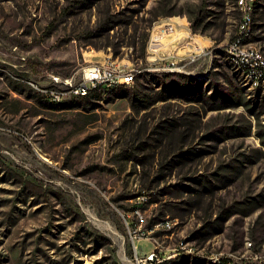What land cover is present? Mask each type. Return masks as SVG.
Listing matches in <instances>:
<instances>
[{"label":"rangeland","instance_id":"1","mask_svg":"<svg viewBox=\"0 0 264 264\" xmlns=\"http://www.w3.org/2000/svg\"><path fill=\"white\" fill-rule=\"evenodd\" d=\"M253 17L264 55V0ZM241 18L235 0H0V264H137L135 245L264 264V87L225 51ZM186 31L211 53L161 70L149 42L186 57ZM106 60L135 83L55 103L17 79L79 84Z\"/></svg>","mask_w":264,"mask_h":264},{"label":"built area","instance_id":"2","mask_svg":"<svg viewBox=\"0 0 264 264\" xmlns=\"http://www.w3.org/2000/svg\"><path fill=\"white\" fill-rule=\"evenodd\" d=\"M253 1L254 0H245V22L240 26V34L236 35V39L229 43L226 48H232L237 51L241 57L247 58L248 61H254V68L250 69L253 70L257 80H259V84H261V87H264V60L260 58L258 53H254L253 48L249 47V39L251 37L248 35L247 7L251 5ZM173 34H175V32H173ZM177 34L179 33L175 34V42H186V44H188L187 47H189V49L192 51H188L185 54L186 57L179 56L178 54H162L161 49L168 44H164V40L161 36L156 35L154 38H152L151 42H149L148 52L152 56L150 59L153 63H158L159 61H170L169 66L161 68L163 71L178 69V67L180 68V65H183V63H195L201 57L207 56L211 53L210 48L199 45L189 31L182 33L183 35L181 36ZM147 70L154 69L149 68ZM139 72L140 70L131 68L126 64H121L117 61L106 60L103 63L81 68V81L79 84H75L73 78L66 81L59 80V78H54V86L46 87L38 86L33 82L24 80L22 78H18V80L31 85L49 99H65L67 96H88L94 89H104L105 87H110V83H113V81L128 83V86L132 85L135 83V78ZM163 224L164 226L171 227V223L169 221L164 222ZM131 235L134 243L136 244V240L138 239L149 238L150 232L144 230L142 225H138L133 228ZM181 245L182 247H185L184 243ZM135 250V259L137 264H165V262L169 259L155 251L142 255L140 254L137 245H135Z\"/></svg>","mask_w":264,"mask_h":264},{"label":"bare ground","instance_id":"3","mask_svg":"<svg viewBox=\"0 0 264 264\" xmlns=\"http://www.w3.org/2000/svg\"><path fill=\"white\" fill-rule=\"evenodd\" d=\"M259 0H254L251 5H249L247 7V23H248V35L251 34V30H252V24H253V14H254V10L256 8V4ZM236 6L241 10L242 13V18L240 20L239 23V27H238V32L236 35L240 34V26L243 25V23L245 22V14H246V6H245V0H235ZM163 25V24H162ZM170 25V24H169ZM161 26V25H160ZM172 27V26H171ZM161 28V27H160ZM157 29V28H156ZM177 30V29H176ZM166 32V31H165ZM164 33V32H163ZM183 33V32H182ZM176 39V38H175ZM236 39V36L234 38V40ZM233 42V41H232ZM174 43V40H173ZM202 46V45H201ZM249 47L253 48L254 53H258V55L260 56V58L262 60H264V55L263 53L255 48L252 43L249 41ZM225 51L228 54L230 63L241 73L243 74V76H245V79L249 82V84L251 85L252 88H262L261 84H259V80H257L256 75L254 74L253 70H251L250 68H254V61H248L247 58H243L241 57L237 51H235L232 48H225ZM7 72V71H6ZM18 79V78H17ZM23 84V83H21ZM120 84H124L120 81H113V83H110V87H105V88H114ZM128 84V83H126ZM40 92V91H39ZM46 99V98H45ZM52 102L55 103H60L62 102L64 99H60V98H51L50 99ZM182 243V242H181ZM195 251V250H194ZM193 252V251H192Z\"/></svg>","mask_w":264,"mask_h":264},{"label":"trees","instance_id":"4","mask_svg":"<svg viewBox=\"0 0 264 264\" xmlns=\"http://www.w3.org/2000/svg\"><path fill=\"white\" fill-rule=\"evenodd\" d=\"M121 86H128V84H120V85H118V86H116V87H114V88H111V89H110V88H109V89H108V88H105V90H107V91H111V90H114V89H116L117 87H121ZM96 90H97V89H94L93 91H96ZM93 91H92V92H93ZM90 94H91V93H90ZM90 94H89V95H90Z\"/></svg>","mask_w":264,"mask_h":264}]
</instances>
